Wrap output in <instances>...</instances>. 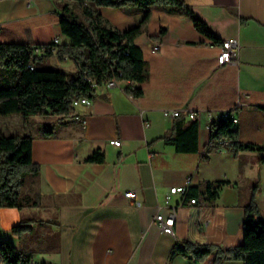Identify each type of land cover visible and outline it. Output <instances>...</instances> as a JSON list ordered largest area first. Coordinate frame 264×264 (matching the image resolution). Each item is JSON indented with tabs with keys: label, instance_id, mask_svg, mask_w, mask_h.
Here are the masks:
<instances>
[{
	"label": "crops",
	"instance_id": "1",
	"mask_svg": "<svg viewBox=\"0 0 264 264\" xmlns=\"http://www.w3.org/2000/svg\"><path fill=\"white\" fill-rule=\"evenodd\" d=\"M185 1L220 42L198 31L189 17L152 8L136 38L148 74L138 98L126 93L127 81L100 85L90 105L74 108L86 125L78 117L0 116V134L34 137L33 160L42 167L22 187L24 196L39 195L40 205L0 208V239L39 263L207 264L177 253V244H242L245 207L253 194L264 217V162L259 161L264 152L234 156L224 145L227 140L211 143L212 124L235 107L241 140L264 146V0ZM95 9L121 31L145 16L136 7ZM60 13L57 0H0V41L70 44ZM224 40L240 46L239 60L219 66ZM50 58L68 74L78 70L75 60L57 51ZM192 112L198 120V151L180 152L166 138L176 122L193 120ZM51 118L57 119L56 135L43 137ZM112 139H121L122 145H112ZM97 151L105 154L104 162L86 161ZM188 179L187 195L167 199L172 187ZM209 184L216 188L213 197ZM132 190L134 199L126 196ZM158 213L174 216L175 234L161 230ZM23 221L35 232L19 238L12 229ZM52 235H57L54 244Z\"/></svg>",
	"mask_w": 264,
	"mask_h": 264
},
{
	"label": "trees",
	"instance_id": "2",
	"mask_svg": "<svg viewBox=\"0 0 264 264\" xmlns=\"http://www.w3.org/2000/svg\"><path fill=\"white\" fill-rule=\"evenodd\" d=\"M61 3L60 23L62 31L71 43L47 45L45 54H36L35 46L17 42L0 41V116H55L59 119H75L77 114L73 100L86 96L93 98L97 88L92 81L106 85L112 79L127 81L125 91L133 98L143 93L148 79L146 62L136 38L150 19L152 8L167 9L171 13L192 19L196 29L219 43L207 23L199 17L185 0H57ZM108 6L120 9L136 7L145 13L144 19L128 30H118L95 7ZM2 26L0 25V34ZM162 34L165 29H162ZM60 56L75 60L78 70L68 74L62 69H40L37 62L51 56L52 47ZM33 66V69L30 67ZM211 143L224 145L234 156L242 151H262L264 146L243 142L232 120H220L211 126ZM55 129L42 130L43 137H54ZM34 137L31 134H0V208L35 207L40 196H24L22 187L29 176L38 177L41 165L34 162ZM180 152L198 151V120L176 122L173 134L166 138ZM86 161L102 163L105 154L97 151ZM264 162V155L259 158ZM219 182L217 186H221ZM208 185L213 197L216 190ZM254 188V192H255ZM244 241L234 247L199 244L184 241L178 243L176 252L188 259L207 264H224L226 261H242L244 264H264V217L260 215L254 194L245 207ZM15 236L32 235L34 227L27 221L14 226ZM32 257L20 251L8 240L0 239V264H31ZM44 264V263H41Z\"/></svg>",
	"mask_w": 264,
	"mask_h": 264
},
{
	"label": "built area",
	"instance_id": "3",
	"mask_svg": "<svg viewBox=\"0 0 264 264\" xmlns=\"http://www.w3.org/2000/svg\"><path fill=\"white\" fill-rule=\"evenodd\" d=\"M54 43L57 44L58 40L55 39ZM155 50H159L160 49V45H156L154 47ZM47 50V45L44 46H36L35 47V53L36 54H45ZM52 51L56 52L57 48L52 47ZM239 52H240V46L237 44H234L233 42H231L230 40H224L222 41L220 48H219V53L217 56V62L219 66H226L229 65L231 63H235L238 62L239 60ZM30 67L33 69V66L30 65ZM118 81L116 79H112L110 81H108L106 83V86L108 87H113L115 85H117ZM92 86L94 88H98L99 85L97 84L96 81H92ZM248 96V95H247ZM92 103V100L89 97L83 96L80 98H77L75 100H73L72 102V106L74 108H76L77 106H79L80 104L83 105H90ZM235 107L225 110L221 113V120H232L234 124H237L238 122V118L235 114ZM173 115L177 116L179 115V111H175L173 112ZM191 118L195 119L196 118V114L195 113H191L190 114ZM78 118L81 119L82 123L84 125L87 124V119L85 117H79L77 115ZM110 143L112 145H116V146H121L122 145V140L121 139H112L110 140ZM191 182V179H188L187 184L184 186H174L170 189V195L167 196V199L170 198L171 195L173 194H183L184 196L188 194V190H189V184ZM126 196L128 198H136L137 197V192L135 191H128L126 192ZM190 202L192 204L197 203V198H192L190 200ZM156 222L159 224L161 230L165 233L168 234H175V228H174V221L175 218L174 216H169V217H165L162 213H158L157 216L155 217ZM31 264H41L35 260H32ZM44 264H52L50 262H44Z\"/></svg>",
	"mask_w": 264,
	"mask_h": 264
},
{
	"label": "rangeland",
	"instance_id": "4",
	"mask_svg": "<svg viewBox=\"0 0 264 264\" xmlns=\"http://www.w3.org/2000/svg\"><path fill=\"white\" fill-rule=\"evenodd\" d=\"M55 60L56 59H53L52 60V58L48 59V57L47 58H44V59L39 60L37 62V67L40 68V69H56V67L54 66L55 65L54 61ZM2 117H7V116H2ZM56 120L57 119L51 118V121L48 124V126L50 128H52V129H56L58 127V123H57ZM34 121H35L34 123L39 122L38 119H34ZM43 127H45V126H43ZM56 241H57V235H52L51 236V244L56 243Z\"/></svg>",
	"mask_w": 264,
	"mask_h": 264
}]
</instances>
